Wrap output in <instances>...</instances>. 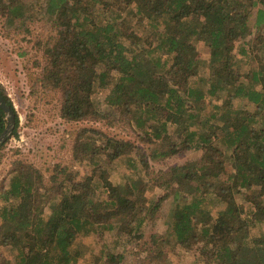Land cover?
<instances>
[{"label": "trees", "instance_id": "obj_1", "mask_svg": "<svg viewBox=\"0 0 264 264\" xmlns=\"http://www.w3.org/2000/svg\"><path fill=\"white\" fill-rule=\"evenodd\" d=\"M44 1L37 8L25 0H0V16L18 29L40 12L54 27L55 37L43 44L41 80L62 90L63 117L74 122L107 118L114 125L117 121L94 98L96 86L109 88L107 103L132 116L152 159L185 148L202 152L181 174L164 172L154 178L156 185L171 190L176 206L162 237L151 235L161 244L148 257L151 264H178L174 249L194 246L199 254L192 264H264V237L252 236L254 228L264 225V32L248 49L259 62L252 74L244 75L235 55L236 42L248 35L255 11L258 31L264 28V0ZM197 40L208 42V60L198 58ZM0 94L16 115L11 133L16 135L18 115L1 82ZM208 97L244 103L216 104L214 110ZM6 125L0 108V134ZM89 131L108 137V143L93 134L81 137ZM4 145L0 143V159ZM133 148L132 141L91 126L80 130L73 146L74 158L94 163L84 179L61 165L47 177L34 164H15L11 183L1 193L6 204L0 207V246L17 251L16 264H80V252L97 255L98 264H113L117 254L107 259L105 248L123 244L116 232L134 233V223L142 225L148 213L141 218L144 209L137 208L135 188L112 183L100 163L107 153L114 159ZM138 152L149 168L145 151ZM175 178L183 188L197 184L182 194L183 201L171 189ZM106 191L110 198L101 200L98 196ZM239 194L246 195L247 203L239 201ZM159 204L154 203V210ZM210 206H219L217 216ZM96 225L102 239L94 245L86 237ZM0 264L14 262L0 251Z\"/></svg>", "mask_w": 264, "mask_h": 264}, {"label": "rangeland", "instance_id": "obj_2", "mask_svg": "<svg viewBox=\"0 0 264 264\" xmlns=\"http://www.w3.org/2000/svg\"><path fill=\"white\" fill-rule=\"evenodd\" d=\"M25 1L34 2L37 8H42L45 3L44 0ZM255 16L256 11L249 23L248 35L237 40L235 47L237 63L244 75L247 73L252 74V71L259 66L258 59L248 50L256 38L264 32V28L261 32L258 31L255 25ZM26 29H29V31ZM55 35L54 27L48 23L46 17L40 12L33 13L32 17L27 20L26 25L20 26L18 29L15 26L6 24L5 18L0 16V82L5 86L9 97L12 99L19 120L17 134L11 135L16 126L15 120L14 127L5 141L2 158L0 159V207L6 204L1 193L9 187L14 175V172L10 170L18 162L34 164L41 168L47 177L51 175V171L57 165L69 168L71 172L76 174L78 180H82L86 175L91 174L94 171V163L74 158L73 146L80 130L83 128L92 126L101 129L116 138L130 140L134 143L135 148L130 150V153L125 151L120 157L112 159L107 153V157L101 159L100 165L102 169L107 170L105 177L112 183L133 186L138 196L137 208L144 209L141 218H144L143 216L148 213V217L142 225H137V222L134 223V233H121L119 235V231L116 232L115 236L123 238V244L119 243L106 247L105 258L110 259L112 254H117L112 262L113 264H151L148 260L151 251L161 247V244L153 242L151 235L157 234L158 237H162L167 222L176 206L171 190L168 187L163 188L156 185L154 178L164 172L175 176L181 174L185 164L198 160L202 152L185 148L176 155L167 158H162L159 155V158L152 159L150 157V146L146 145L142 141V135L135 131L136 124L132 116L129 113L121 112L115 105L107 103V96L110 94L109 88L96 86L94 98L101 102V108L106 114L117 121L116 125H110L107 118L98 122H74L63 117L64 97L62 90L46 86L41 80L46 65L43 44L48 43ZM262 35L264 36V33ZM195 43L198 48V58L208 60L210 56L208 42L197 40ZM206 70L208 69H203V74ZM248 79L250 81L252 75ZM196 83L198 81L193 82L194 87L199 86ZM205 101L208 104L213 103L214 110L217 108L216 104L228 105L233 103L235 107H240L244 103L227 97L221 99L208 97L205 98ZM170 132L173 134L174 140L179 141V136L172 128H170ZM92 134L100 142L108 143V137L99 136V133L96 134L93 131H89L87 135L82 134L81 137L92 138ZM181 141L182 143L179 144H186L184 140ZM140 148L146 153L145 160L148 162L149 168L146 167L147 164L139 156L138 151H140ZM109 152L111 153L110 147ZM227 166L231 169L229 163ZM99 174H101V171ZM196 186L197 184L194 182L186 183L183 188L179 180L177 182L175 178L172 181L171 189H177L181 197L182 194L194 190ZM110 196L109 191H106V194L98 197L101 200H107ZM181 198L183 201L184 198ZM246 198L245 194L238 195L239 201L244 204L248 201ZM95 200L97 201V197H95ZM155 202H160V204L154 210ZM150 207H152L151 214L149 212ZM210 210L214 216H217L220 208L219 206H210ZM48 212L49 208L45 207L43 215L45 217L49 216ZM1 223L0 219V231L2 229ZM95 227L96 231L93 232V235L86 237V241L94 245L97 240L102 239L101 235L98 236L100 225ZM252 236L264 237V225H258L254 228ZM0 251L16 264V250L8 246H0ZM197 251H199L197 246H194L192 250L174 249L173 253L178 254L176 263L192 264L194 254H199ZM120 254L123 256L122 259L118 257ZM79 255L80 264L99 263L98 256L93 253L80 252Z\"/></svg>", "mask_w": 264, "mask_h": 264}, {"label": "water", "instance_id": "obj_3", "mask_svg": "<svg viewBox=\"0 0 264 264\" xmlns=\"http://www.w3.org/2000/svg\"><path fill=\"white\" fill-rule=\"evenodd\" d=\"M0 108L6 113V117H7V125L3 130V132L0 134V143H1L7 140L9 134L11 133L14 127L16 117H15V113L13 112L11 107L7 104V101L1 94H0Z\"/></svg>", "mask_w": 264, "mask_h": 264}]
</instances>
